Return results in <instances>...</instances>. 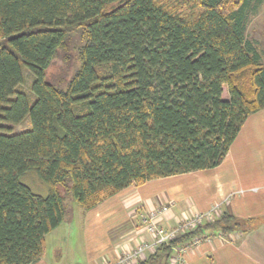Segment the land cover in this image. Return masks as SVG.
<instances>
[{
    "label": "trees",
    "instance_id": "1",
    "mask_svg": "<svg viewBox=\"0 0 264 264\" xmlns=\"http://www.w3.org/2000/svg\"><path fill=\"white\" fill-rule=\"evenodd\" d=\"M238 1L0 0V264L41 259L68 198L88 211L131 185L221 164L264 109V63ZM74 32L81 65L62 87L47 75ZM23 65L31 94L19 89ZM32 170L48 194L21 182ZM260 221L223 211L148 261Z\"/></svg>",
    "mask_w": 264,
    "mask_h": 264
},
{
    "label": "crops",
    "instance_id": "2",
    "mask_svg": "<svg viewBox=\"0 0 264 264\" xmlns=\"http://www.w3.org/2000/svg\"><path fill=\"white\" fill-rule=\"evenodd\" d=\"M168 203L173 204L169 223L220 203L223 211L241 219L261 220L239 236L207 231L212 240L190 250L187 264H264V109L247 118L215 168L131 185L88 211L78 203H67L64 221L45 236V252L33 264L117 261L125 251L150 239L143 221L146 212ZM67 232L77 239L69 243ZM73 253L78 255L75 261ZM145 264L164 262L156 259Z\"/></svg>",
    "mask_w": 264,
    "mask_h": 264
},
{
    "label": "rangeland",
    "instance_id": "3",
    "mask_svg": "<svg viewBox=\"0 0 264 264\" xmlns=\"http://www.w3.org/2000/svg\"><path fill=\"white\" fill-rule=\"evenodd\" d=\"M231 1H238V0H231ZM239 2V1H238ZM245 36L248 40L254 43L257 50L260 52L262 56V61L264 63V0H248V6L246 10V28H245ZM70 48L69 52L67 53L69 58L65 59L66 53H59L58 56L55 58L54 63L50 69V73L47 75V79L51 82H55L59 84L62 87H66L68 80L70 77L74 74V72L80 67L81 63L78 60L77 57V50L80 47V45L83 43L82 37L80 33H73L70 38ZM73 45L74 48L71 47ZM26 66L23 65V70H25V79L24 82L19 86L20 90H23L29 94H31L30 90V84L32 80L34 79L33 75L26 70ZM244 82V80H242ZM246 84V83H244ZM224 95H227V92L225 91ZM33 99V98H32ZM30 127V121L29 119L24 120L22 123L17 125H10V128L12 131L20 132ZM21 182L26 184L31 188V190L37 194L40 195H46L48 194L49 188L48 185H46L44 182H42L38 176V173L34 170L28 171L21 177ZM62 192H65V189L63 187H60ZM70 197V196H68ZM229 197H227L225 200H227ZM69 205H72V203H75L71 198L67 199ZM221 204V203H220ZM214 207V206H213ZM211 207V209L213 208ZM156 208V207H155ZM172 210V208H171ZM196 212H202V211H195L187 215L194 214ZM205 212V211H204ZM148 215V211L146 212V216ZM171 223V222H170ZM161 224L166 225V223L162 222ZM173 223H171L172 225ZM248 224L241 225L239 230H236L235 232H232L230 234H237L238 236L244 232V229H246ZM68 236H66V240L70 243L73 242V240L77 239V237L72 234V232L66 233ZM220 234V233H219ZM217 234V235H219ZM212 236L211 234H209ZM225 234H223L224 236ZM137 246V245H136ZM134 248V247H132ZM192 250V249H191ZM129 251V250H127ZM126 252V251H125ZM190 252V251H189ZM188 252V253H189ZM124 254V253H123ZM122 254V255H123ZM155 254V253H152ZM150 254V255H152ZM121 255V256H122ZM77 253H73L71 255L72 260L75 261V258H77ZM150 257V256H148ZM187 257V256H186ZM68 259V256H66ZM149 259V258H147ZM140 260V262H147L146 260ZM116 262V261H114ZM111 263V262H105ZM66 264V263H65Z\"/></svg>",
    "mask_w": 264,
    "mask_h": 264
},
{
    "label": "built area",
    "instance_id": "4",
    "mask_svg": "<svg viewBox=\"0 0 264 264\" xmlns=\"http://www.w3.org/2000/svg\"><path fill=\"white\" fill-rule=\"evenodd\" d=\"M172 207L173 204L168 203L148 210V215L144 216L143 221L150 239L137 244L134 248H130L129 251L124 252L116 262L106 264H135L140 260L147 259L148 256L155 253L161 245L168 244L175 239L176 236L192 231L200 225L211 222L223 212L222 205L217 204L214 205L212 209L205 212H196L177 219L171 225V223H169V214ZM162 222L166 223V225L161 224ZM218 236H223V234L220 233ZM203 240L211 241L212 238L206 233L195 235L191 240L174 246L168 264H187L186 256L188 252L197 247Z\"/></svg>",
    "mask_w": 264,
    "mask_h": 264
}]
</instances>
